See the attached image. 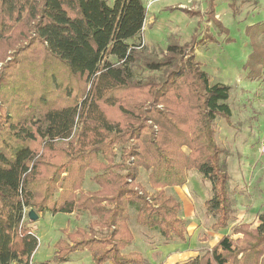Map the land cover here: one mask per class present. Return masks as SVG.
I'll use <instances>...</instances> for the list:
<instances>
[{"label": "trees", "instance_id": "obj_1", "mask_svg": "<svg viewBox=\"0 0 264 264\" xmlns=\"http://www.w3.org/2000/svg\"><path fill=\"white\" fill-rule=\"evenodd\" d=\"M204 14L232 39L216 0ZM148 17L143 0H0V264H30L38 239L27 208L93 218L64 230L57 263L87 250L92 264H152L139 251L124 252L134 242L131 208L166 243L186 242L189 222L167 189L186 185L194 170L211 184L204 206L213 230L231 233L176 264H264V212L257 225H232V153L217 138L219 118L232 117V87L213 82L196 56L214 37L182 43L172 33L166 49H152L144 42ZM246 35L247 78L264 80V21ZM141 169L152 193L137 181ZM87 171L95 190L82 188Z\"/></svg>", "mask_w": 264, "mask_h": 264}, {"label": "rangeland", "instance_id": "obj_2", "mask_svg": "<svg viewBox=\"0 0 264 264\" xmlns=\"http://www.w3.org/2000/svg\"><path fill=\"white\" fill-rule=\"evenodd\" d=\"M148 7L149 17L144 29V42L152 49H166L168 37L177 33L182 43H190L193 38L207 39L196 50V56L213 82L230 85L232 108L230 122L219 118L217 138L219 144L228 148L232 156L228 159L231 187L234 191L236 222L256 223L259 213L264 212V80H249L244 69L251 52L246 28L264 21V0H216V14L229 30L230 40L220 35L216 28L206 20L204 12L209 0H143ZM112 4L113 0H108ZM238 7V16L230 3ZM169 7L188 8L201 14L191 16L181 10ZM150 23L153 25L149 26ZM89 87L87 83L85 90ZM80 101L82 98L79 99ZM229 123H232L230 125ZM76 120L73 122L69 139L76 133ZM68 139V140H69ZM93 173L87 171L83 184L84 191L97 189L92 182ZM149 173L141 169L138 183L152 193L148 179ZM167 193L174 195L182 204V216L188 218V237L180 242L166 243L156 230L140 226L136 209L130 211V227L134 242L124 252H141L152 264L185 263L189 259L205 254L230 228L216 232L212 225L215 219L206 212L204 202L211 194V184L195 170L191 171L187 186L182 189L168 188ZM32 208L25 210L29 219ZM86 212L53 215L47 209L38 215L33 224L38 245L33 252L30 264H92L89 251L72 254L67 262L57 263L53 259L55 245L63 237L64 230L86 228L92 221ZM190 229V230H189Z\"/></svg>", "mask_w": 264, "mask_h": 264}, {"label": "crops", "instance_id": "obj_3", "mask_svg": "<svg viewBox=\"0 0 264 264\" xmlns=\"http://www.w3.org/2000/svg\"><path fill=\"white\" fill-rule=\"evenodd\" d=\"M115 0H113V2H114ZM112 2V3H113ZM146 24V23H145ZM188 184V183H187ZM187 184L186 185H184V186H182V187H174V188H176V189H179V190H182V189H184L186 186H187ZM183 207V206H182ZM187 220H188V218L187 217H185ZM258 224V220H257V222L254 224V225H257ZM190 230V229H189ZM181 243V242H180ZM183 244V243H182Z\"/></svg>", "mask_w": 264, "mask_h": 264}, {"label": "water", "instance_id": "obj_4", "mask_svg": "<svg viewBox=\"0 0 264 264\" xmlns=\"http://www.w3.org/2000/svg\"><path fill=\"white\" fill-rule=\"evenodd\" d=\"M32 220H36V218H37V214L35 213V211H32L31 213H30V216H29Z\"/></svg>", "mask_w": 264, "mask_h": 264}]
</instances>
